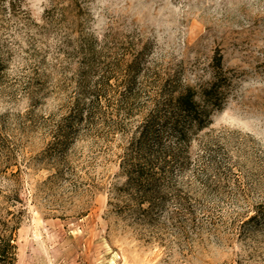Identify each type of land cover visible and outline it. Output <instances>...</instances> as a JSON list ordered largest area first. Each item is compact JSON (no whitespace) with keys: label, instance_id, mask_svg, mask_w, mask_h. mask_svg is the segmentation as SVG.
<instances>
[{"label":"rangeland","instance_id":"374dc122","mask_svg":"<svg viewBox=\"0 0 264 264\" xmlns=\"http://www.w3.org/2000/svg\"><path fill=\"white\" fill-rule=\"evenodd\" d=\"M9 211L18 264H264V0H0Z\"/></svg>","mask_w":264,"mask_h":264},{"label":"trees","instance_id":"16d2710c","mask_svg":"<svg viewBox=\"0 0 264 264\" xmlns=\"http://www.w3.org/2000/svg\"><path fill=\"white\" fill-rule=\"evenodd\" d=\"M196 94V91L192 88H186L175 98L176 105L192 114L198 106L195 100ZM211 95V92H204V96L208 98ZM147 131H149V128ZM154 176L155 171L148 170V168L142 166L137 169V173L133 172L130 174L128 179V183L137 189L140 202L149 203V207L143 209L146 213L153 209V199L151 190L148 189L145 183L153 182ZM21 213L22 211L18 213L15 211H9L6 214L0 213V264H18L17 233L21 226Z\"/></svg>","mask_w":264,"mask_h":264}]
</instances>
